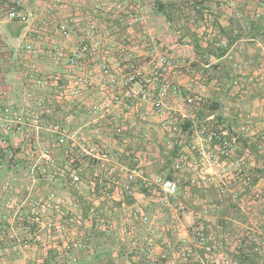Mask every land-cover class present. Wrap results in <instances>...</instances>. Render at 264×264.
Segmentation results:
<instances>
[{"label":"rangeland","instance_id":"1","mask_svg":"<svg viewBox=\"0 0 264 264\" xmlns=\"http://www.w3.org/2000/svg\"><path fill=\"white\" fill-rule=\"evenodd\" d=\"M69 1L65 15L82 14L97 26L101 46L98 62L109 72L96 74L93 86L78 95L79 105L65 106L63 110L55 102L46 106L55 121L65 124L67 113L72 114L69 125L74 131L79 130L72 137L75 143L83 144L93 155L99 151L118 152V163L136 169L146 178L159 175L184 180L187 175L174 172L173 164L179 156H187L197 160L198 170L205 174L202 178L208 180L206 189L190 188L186 196L181 193L178 202L183 210L160 206L144 193L138 181L134 188L136 198L129 199L132 206L128 208L145 206L150 211V224L142 225L123 214L126 207H120L114 217L115 201L108 207L113 225L118 228L126 222L132 227V237L127 239L118 230L117 234L98 233L82 223L76 224L72 230L77 237L89 233L99 259L83 252L70 264L206 263V254L195 246L197 237L190 211L204 216L205 237L213 247L212 263L206 264H216L221 254L237 260L232 248L248 254L252 240H264V0H161L171 4L166 15L156 9V0ZM221 23H225V30ZM55 25L49 23L41 30V25L34 24L28 29L32 38L41 33L35 48L43 53L34 63L41 68L47 65V51L54 46L67 50L77 47L78 40H64L53 29ZM21 45L12 52L11 45L4 43L0 92H4V103L25 105L31 110L35 105L27 100L34 89L26 85L20 69L19 61L26 55ZM130 66L141 74L132 84L133 89L144 92L147 101L122 111L111 103L106 112H90L93 104L101 103L103 107L115 91L125 89ZM159 93L164 94L161 115L153 106ZM192 96L202 98L204 103L186 104L185 98ZM121 113L123 118L118 117ZM213 133L221 134L222 140L231 145L227 156L218 153L231 166L222 181L196 150L190 151V145H196L219 152ZM39 140L46 142V138ZM48 140L54 145L53 138ZM54 153L55 161L60 163L64 158L62 151ZM135 158L137 162H133ZM238 161L249 169L250 187L234 176ZM0 166V264H68L56 257L60 234L48 230L46 224L50 220L58 224V216L71 205L67 201H73V187L68 181L64 185L45 182L48 178L31 171L21 157L13 163L0 156ZM82 167L84 183L105 176L100 168L95 171V162L90 158L85 157ZM51 193L55 194L54 201L49 200ZM254 194L260 198L247 200ZM194 195L199 199L196 203L192 200ZM39 198L40 206L46 205L47 209L34 216L36 223L29 227L32 204ZM136 199L141 203H136ZM62 219L69 223L68 218ZM151 231L153 250L147 258L143 238ZM236 236L243 238L242 246ZM184 248L195 251L196 259H184ZM246 261L244 264H264V256L252 254Z\"/></svg>","mask_w":264,"mask_h":264},{"label":"built area","instance_id":"2","mask_svg":"<svg viewBox=\"0 0 264 264\" xmlns=\"http://www.w3.org/2000/svg\"><path fill=\"white\" fill-rule=\"evenodd\" d=\"M69 4V0H0V12L6 22H17L25 29L38 24L41 25V30L49 23L55 22L56 25L53 29L61 38L67 41L78 40L77 47L71 50L57 46L49 49L47 65L41 68L34 64L43 53L35 48V40L40 38L41 33L38 36H33L31 40H26L24 37L21 48L26 55L23 60L19 61V64L21 65L20 69L24 71L26 85L34 89L27 101L33 103L35 107L28 110L25 105L14 106L11 102L2 104L0 102V156L7 157L13 163H16V160L21 157L26 160L31 171H36L40 177L48 178L45 182L64 185L68 181L73 187L75 194L73 201H67L71 205L63 209L62 216H58L60 217L56 220L58 224L52 220L46 224L48 230L58 231L60 234L61 245L55 252L56 257L64 259L68 264L76 262L77 257H80L83 252L88 256L95 255L89 233L85 232L77 237L75 230H72L76 224L82 223L88 229L93 228L98 233L117 234L118 230L127 239L132 237V227H128L126 222H121L118 228L113 225L112 213L108 212V207L112 206L115 201L135 199L134 188L138 181L141 182L144 193L149 194L160 206L167 208L176 206L179 210L184 209V206L178 202L181 193L186 196L189 194L190 188L202 190L208 187V180L202 178L205 175L204 172L198 170V162L192 157L189 159L187 156H179L173 164L174 172H184L187 175L184 180L159 175L146 178L142 174L140 175L136 169L118 163L120 156L118 152L99 151L98 154L93 155L86 146L75 143L72 137L78 135L79 130L74 131L69 125L70 119H73L72 114L67 113L64 118L65 124L55 121L52 110L46 106L55 102L58 104V108L63 110L65 106L79 105L77 98L82 90L93 86V80H96L100 74L106 75L109 72L105 66H101L98 62L101 46L97 26L90 21V18H86L82 14L65 15L64 11ZM128 70L130 74L125 89L122 92L115 91L109 104L103 107L101 103L93 104L90 106V112H106L111 103L122 111L129 109L137 102L147 101L148 96L144 92L135 91L132 85L136 77L141 75L140 72H136L133 66L128 67ZM112 88L114 90V86ZM163 96V93H159L153 100V106L159 115L163 113ZM185 102L188 105H200L204 103V100L198 96H192L186 97ZM118 117L123 118V114H119ZM166 117L170 119L172 115ZM39 138H46V142L40 141ZM49 138L54 139V145L49 144ZM213 139L218 144L219 152L197 148L196 145H190V151L196 150L202 158L201 160L216 171V176L222 181L229 175L231 166H227L218 153L227 156L231 145L228 141L222 140L221 134L213 133ZM55 151H62L64 155L60 163L55 161ZM85 157L95 162V171L99 168L104 171V178L99 176L98 179L83 182L81 173ZM133 162H137V158L133 159ZM233 171L234 176L239 178L244 186H251L249 169L243 166L240 161L236 162ZM47 173L49 174L45 177L44 175ZM5 187H9V184H6ZM231 197L236 199L237 196L232 195ZM256 198H260L259 194L248 196L247 200ZM40 199L32 204L30 215L33 218L31 217L32 219L28 221L29 227L36 223L34 216H40L47 209L46 205L45 208L44 205L40 206ZM63 199L65 200V198ZM49 200L54 201L55 194L51 193ZM83 207H86L85 212L82 210ZM122 213L142 225L150 224L148 214L140 207H126L122 209ZM188 213L194 219L193 225L197 237L195 246L206 254L208 259L206 263H212L213 257L210 256L213 254V247L209 245L205 237L204 216L197 211ZM62 217L68 218L69 223L65 224ZM151 233L153 231L143 238L146 244L145 255L147 258L153 250ZM236 239L237 243L242 246L243 238L236 236ZM249 246V251L252 254L259 258L264 256V240H252ZM181 256L184 259H196L197 255L195 251L184 248L181 251ZM206 263L199 261L197 264ZM91 264L95 263L91 262ZM216 264L241 263L229 254H221L216 260Z\"/></svg>","mask_w":264,"mask_h":264},{"label":"crops","instance_id":"3","mask_svg":"<svg viewBox=\"0 0 264 264\" xmlns=\"http://www.w3.org/2000/svg\"><path fill=\"white\" fill-rule=\"evenodd\" d=\"M160 3L161 4H165L161 0H160ZM160 13L164 15L163 12H160ZM221 27L225 30V28H224L225 27V23L224 24L221 23ZM24 37H26V40H30L32 38V34H29L28 29H25L23 25H21V24H19L17 22H6L3 19L2 13L0 12V57L3 56L2 55V51L4 49V43L7 42V43L10 44V42L12 40H15V44H14L15 46H11V47H12V52H17V49L20 47L21 43L24 41ZM14 47H16V48H14ZM2 87L3 86L1 85L0 88H2ZM2 93H4V92H0V102L1 103L4 102V100L1 99L2 98L1 94ZM143 169L144 170H147V167H144ZM169 176H170V173H169ZM170 177H172V176H170ZM258 181L260 183L261 179H259ZM192 200H193L194 203H196L199 200L198 199V196L194 195V198ZM131 201L129 199L126 202L117 201L115 203V205L113 206V208H112V213L114 214V217H117L118 216V213L117 212H118V209L120 207H130V206H132V202ZM136 203L139 204V203H141V201L138 199L136 201ZM142 209L146 213H149L150 212L149 210H147V208L145 206L142 207ZM158 243H159V240H158ZM160 243H161V241H160ZM230 251H232V253H233L232 255L235 256L236 259L239 260L241 264H244L245 263L244 261H246V260L248 261V258H250V255L252 256V254H250L249 251L246 252V253H248L246 255H245V251L244 252H242L240 250L239 251L238 250L237 251H234L233 248ZM243 254H244V256H243ZM113 256H115V254H113ZM98 257H96V258L99 259Z\"/></svg>","mask_w":264,"mask_h":264},{"label":"trees","instance_id":"4","mask_svg":"<svg viewBox=\"0 0 264 264\" xmlns=\"http://www.w3.org/2000/svg\"><path fill=\"white\" fill-rule=\"evenodd\" d=\"M156 9L157 10H159V12H163L164 13V15H166V11H167V9L168 8H170L169 6L171 5V4H161L160 3V0H156ZM168 18V17H167ZM169 19V18H168ZM170 20V19H169ZM188 124H190V123H187L186 125H188ZM95 256V255H94ZM93 257V256H92Z\"/></svg>","mask_w":264,"mask_h":264},{"label":"water","instance_id":"5","mask_svg":"<svg viewBox=\"0 0 264 264\" xmlns=\"http://www.w3.org/2000/svg\"><path fill=\"white\" fill-rule=\"evenodd\" d=\"M10 44H11V46H15L14 44H15V40H12L11 42H10Z\"/></svg>","mask_w":264,"mask_h":264}]
</instances>
